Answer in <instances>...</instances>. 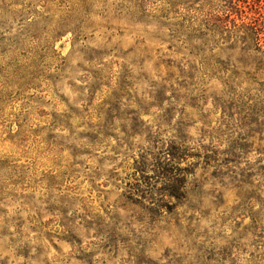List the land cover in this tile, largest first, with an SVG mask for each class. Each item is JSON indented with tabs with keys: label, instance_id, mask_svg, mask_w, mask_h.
Segmentation results:
<instances>
[{
	"label": "rangeland",
	"instance_id": "374dc122",
	"mask_svg": "<svg viewBox=\"0 0 264 264\" xmlns=\"http://www.w3.org/2000/svg\"><path fill=\"white\" fill-rule=\"evenodd\" d=\"M198 8L0 0V264H264V77Z\"/></svg>",
	"mask_w": 264,
	"mask_h": 264
},
{
	"label": "trees",
	"instance_id": "16d2710c",
	"mask_svg": "<svg viewBox=\"0 0 264 264\" xmlns=\"http://www.w3.org/2000/svg\"><path fill=\"white\" fill-rule=\"evenodd\" d=\"M200 12L206 8L205 21L194 32L213 42L220 53H240L245 66L254 67L264 77V0H191ZM225 82L232 77L222 75ZM233 81V80H232ZM264 81V80H263ZM264 93V91H259Z\"/></svg>",
	"mask_w": 264,
	"mask_h": 264
}]
</instances>
